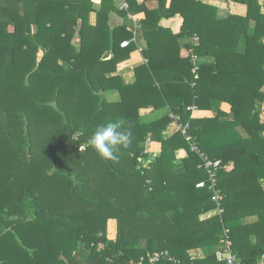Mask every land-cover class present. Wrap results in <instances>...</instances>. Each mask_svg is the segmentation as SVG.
<instances>
[{"label":"trees","instance_id":"1","mask_svg":"<svg viewBox=\"0 0 264 264\" xmlns=\"http://www.w3.org/2000/svg\"><path fill=\"white\" fill-rule=\"evenodd\" d=\"M155 1L123 11L117 0H0V264H151L165 252L224 264L226 228L239 264L264 258V0H226L247 13L223 18L200 0ZM112 13L143 16L127 48L133 34ZM136 57L133 83L109 77ZM143 109L164 113L145 121ZM174 115L221 162L222 216L201 218L214 192L181 133L166 136ZM110 121L131 137L103 161L87 141Z\"/></svg>","mask_w":264,"mask_h":264},{"label":"built area","instance_id":"2","mask_svg":"<svg viewBox=\"0 0 264 264\" xmlns=\"http://www.w3.org/2000/svg\"><path fill=\"white\" fill-rule=\"evenodd\" d=\"M201 2H205V0H200ZM120 4V9L123 11H127L129 9V4L127 0H118ZM136 29V26H135ZM135 37L128 41H123L121 43L122 48L129 47L131 42L137 41V35L136 31H134ZM192 44L195 47H198L200 44V39L198 36H194L192 38ZM190 61L194 64L195 69L193 71L194 74H196V78H198L197 70H198V64H199V58L196 56V54H192ZM189 110L193 111L195 108H189ZM173 120L176 125L177 131L181 133L183 136L185 142L187 143L189 150L192 153H195L199 159L200 164L199 168L204 170L208 174L209 182H210V189L214 192V195L212 196V201L216 204V209L209 213V217H212L213 215H220L222 216L225 213V210L223 208L224 205V196L221 194V191L217 188V178L219 176V169L221 167V162L211 159L205 152H203L199 146V142L197 138L191 134V128L189 124H184L181 120V118L177 115H174ZM86 150V146L83 147L81 152ZM206 182H200L197 184V189H202L206 187ZM216 259L220 263L224 264H239V259L236 253L233 251V240L231 237V231L230 229L226 228L224 229L221 239H220V246L218 250L215 253ZM149 261L151 264H156L159 259L168 258L170 262H173L174 264H180V261L176 258L170 256L167 252L156 254L154 256H148ZM136 264V263H132ZM137 264H143L142 262H139Z\"/></svg>","mask_w":264,"mask_h":264},{"label":"crops","instance_id":"3","mask_svg":"<svg viewBox=\"0 0 264 264\" xmlns=\"http://www.w3.org/2000/svg\"><path fill=\"white\" fill-rule=\"evenodd\" d=\"M138 2L140 4L145 3L151 9L152 8L155 9L157 7V2L155 0H138ZM203 3L217 7L219 10L218 15L221 18L228 17L230 15L245 16L247 13V7L246 6L236 4L233 2H228L226 0H205V2H203ZM118 4H117V6L120 9V4L119 5ZM91 16L95 17V21L93 18L94 22L91 20L92 24H95L96 14H95V16L94 15H91ZM142 17H143L142 15H139V16L129 15V17L126 19V18H123L116 13H112L110 15V23L113 26H126L128 31H130L133 34V38L135 37L134 31H136V35H137L136 37L138 38V37L143 35L142 26L140 24V20ZM179 24H180V21L178 20L174 25H175V27H179ZM135 26H136V29H135ZM126 41H128V40H126ZM263 42H264V39H263ZM139 51L142 52V47L139 49ZM111 58H112V54H111V52H109L105 55L104 59L110 60ZM143 62H144L143 60H140V58L136 57L134 60L127 61L123 64H120L118 66L117 73L109 75V77L116 75V76L122 77L127 83H133L135 81V78H136L135 77V68L138 65L142 64ZM117 95L119 96V93L113 92L112 94H110L108 96V99L111 101L110 97H113V96L115 97ZM119 99H120V96H119ZM118 100H112V101H118ZM156 114H158V112H152V109H143L142 110V116L144 117V120L150 119V121H151V120H154L156 118H159L160 116L155 117ZM175 130H176V128L175 129L169 128L166 131V136L167 137L172 136L175 133ZM147 145H148V151L151 154L156 155V154L160 153V151H161L160 144L149 140L147 142ZM204 216H205L204 218H202V217L201 218L202 219L210 218L209 213L205 214ZM199 253H201V252H199ZM260 264H264V258L261 260Z\"/></svg>","mask_w":264,"mask_h":264},{"label":"clouds","instance_id":"4","mask_svg":"<svg viewBox=\"0 0 264 264\" xmlns=\"http://www.w3.org/2000/svg\"><path fill=\"white\" fill-rule=\"evenodd\" d=\"M122 129V121H110L103 124L91 135L87 145L97 153L101 160L115 161L117 159L115 153L118 146H123L130 142L131 132ZM83 147V145H80V150Z\"/></svg>","mask_w":264,"mask_h":264},{"label":"rangeland","instance_id":"5","mask_svg":"<svg viewBox=\"0 0 264 264\" xmlns=\"http://www.w3.org/2000/svg\"><path fill=\"white\" fill-rule=\"evenodd\" d=\"M119 2H118V0H117V4H118ZM99 3L98 2H94V7L96 8V9H99ZM119 5V4H118ZM92 15H94L95 16V13H93ZM93 18H94V21H95V17H92L91 16V20L93 21ZM93 21V22H94ZM38 57H39V59H41V57H42V52H39V54H38ZM110 99H111V101L112 100H118L119 99V96L117 95V96H113V97H110ZM263 111H264V105H263ZM141 113H142V111H141ZM164 113V111H160V112H158V114H156V116L155 117H158V116H161L162 114ZM154 118V117H153ZM146 121H150V119H145ZM170 129H175L176 127H175V124L174 123H172L171 124V126L169 127ZM84 145V144H83ZM84 146H86V145H84ZM87 147V146H86ZM33 150H35V148H33ZM36 154V153H35ZM32 156V155H31ZM261 185L264 187V179L263 180H261ZM205 216L203 215L202 216V218H204ZM116 234H117V223L115 222V221H109V223H108V232H107V237L109 238V239H115L116 238Z\"/></svg>","mask_w":264,"mask_h":264}]
</instances>
